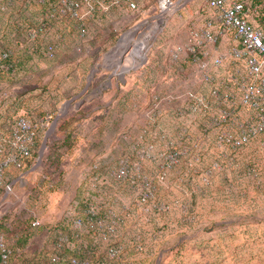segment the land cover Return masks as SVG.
I'll use <instances>...</instances> for the list:
<instances>
[{"label":"rangeland","instance_id":"1","mask_svg":"<svg viewBox=\"0 0 264 264\" xmlns=\"http://www.w3.org/2000/svg\"><path fill=\"white\" fill-rule=\"evenodd\" d=\"M247 1L264 26V0ZM157 2L141 0L136 12L101 13V20L87 24V34L42 35V45L60 43L54 58L31 53L37 45L32 41L12 40L24 65L0 81V118L16 105L18 114L38 124L46 118V123L33 164L28 170H12L0 189V231L12 248L4 264H48L57 235L68 229L67 215L78 211L87 194L97 195L90 180L92 163L104 159L117 166L128 146L145 142L142 122L152 125L148 142L157 139L158 120L167 130L171 126V110L180 100L163 102V115L156 120L148 119V113L157 110L155 94H186L191 87L192 69L179 70L171 50L191 27L203 26L213 15L206 0H191L162 22L139 65L124 70L123 57L104 61L127 31L138 25L140 32L150 31ZM11 36L0 34V44ZM133 46L129 38L124 55ZM28 53L34 56L30 61ZM67 118L68 129L60 130ZM210 139L212 149L186 152L166 180L156 184L155 202L163 209L143 214L131 198L136 213L128 226L130 248L119 264H264V134L237 152L235 160L230 158L234 153L215 146L213 134ZM194 154L201 161L192 166ZM139 233L147 252L138 253L132 245Z\"/></svg>","mask_w":264,"mask_h":264},{"label":"built area","instance_id":"2","mask_svg":"<svg viewBox=\"0 0 264 264\" xmlns=\"http://www.w3.org/2000/svg\"><path fill=\"white\" fill-rule=\"evenodd\" d=\"M190 2L158 0L153 17L158 19L163 15L165 22ZM206 2L213 15L207 16L203 26L191 27L184 40L171 50V60L179 70L192 69L191 87L186 94H155L157 110L148 113V119L156 120L163 115L160 114L163 102L180 100L170 114L176 121L175 133L158 127L156 141L148 142L152 125L147 122L142 138L148 144L135 152L136 157L124 155L107 172L113 181L130 188L143 214L163 209L155 202L156 184L166 180L186 152L212 149L208 142L212 134L218 149L234 153L231 160L264 134V28L253 19L252 8L246 0ZM140 8L141 0H0V34H27L33 43L44 34H87V24L101 20L103 14L116 10L136 12ZM59 45L51 42L44 56L54 58ZM13 55L11 48L0 47V73L16 71L17 64L11 60ZM45 123L46 118L38 124L28 116H20L12 121L10 130L0 128V186H5L7 169L12 165L20 167L23 159L35 150L38 130ZM55 125L54 121L46 136ZM156 142L161 143L162 149L155 150ZM200 161L201 156L194 154L190 165ZM147 165L153 168L148 169ZM214 165L219 162L215 161ZM98 169L97 165L93 167V187L102 177L96 173ZM209 172L204 173L203 180H208ZM135 213L130 202L122 211L109 208L103 213L98 203L89 202L82 212H71L66 217L68 229L59 232L56 247L74 248L73 233L92 254L103 252V256L72 257L67 263L62 253L57 252L51 256L52 264H119L126 255L121 230ZM87 234L91 237L90 243L82 239ZM132 245L138 253L147 252V242L140 233L135 235ZM11 254L5 234L0 233V264L7 263Z\"/></svg>","mask_w":264,"mask_h":264},{"label":"crops","instance_id":"3","mask_svg":"<svg viewBox=\"0 0 264 264\" xmlns=\"http://www.w3.org/2000/svg\"><path fill=\"white\" fill-rule=\"evenodd\" d=\"M19 34H13V36L11 37H7L5 38L3 41V43H9V42H12V40H15L17 41V36ZM143 119V118H142ZM169 119L171 120V126L168 127V130L171 132V133H175V130H174V123L176 122L174 120V117L170 115ZM66 121V123H68V118L67 119H64ZM146 122H142L140 124V130L141 132H143V129H144V126H145ZM158 127L162 128V129H165L164 128V124L161 122V121H158L156 124H155V128L157 129ZM68 129V128H67ZM66 129V130H67ZM142 135V134H141ZM130 138L132 137V135H129ZM148 143L146 142H141L139 144H131V146H128L129 147V152H127V154H130L134 157H136V154L135 152H137L138 150H140L143 146H146ZM109 147L111 146V143H109L108 145ZM154 148L155 150H159V149H162V146H161V143L158 144L157 142L154 144ZM97 165L99 166V169L98 171H96V173L98 175H101L102 177L100 178L99 180V183L96 187H93L92 190L93 191H96L97 192V195H91L90 193L87 194L85 196V198L82 199L83 203H84V207H83V210L85 209V207L87 206V203L89 202H95V203H98L101 208H102V212L105 213L107 209L109 208H113V209H116V210H119V211H122L124 209V206L126 204H128L131 200L133 196L132 194V191L130 190L129 187H127L126 185L124 184H119L118 182L116 181H113L112 178H110L108 175H107V172L115 167V163L113 161H105L104 159H101L99 161H94V163H92V165L90 166L92 170H90L89 172L93 175V173H95V170H93V167ZM147 168L148 169H151L153 168L152 166H149L147 165ZM89 174V173H88ZM92 175L90 177V180L92 178ZM105 178V180H104ZM115 184H117L115 186ZM128 223H131V219H129ZM129 224L122 228L121 230V236H120V239L123 243H125L126 245V255H127V252L129 251L128 249L130 248V244L127 240L128 238V229H129ZM91 239H89L88 241H90ZM87 241V239H86ZM147 251H148V247H147Z\"/></svg>","mask_w":264,"mask_h":264},{"label":"trees","instance_id":"4","mask_svg":"<svg viewBox=\"0 0 264 264\" xmlns=\"http://www.w3.org/2000/svg\"><path fill=\"white\" fill-rule=\"evenodd\" d=\"M247 1V0H246ZM248 2V1H247ZM248 6H250L252 8V4H250L248 2ZM253 13V12H252ZM253 16V19L259 24L261 25L263 28V24H262V21H258L255 17H254V14L252 15ZM25 40H28L27 38V34H19L17 36V41L16 42H20V41H25ZM43 40V36H39L37 41L35 42L37 45H34V49H33V53L35 54H38L40 56H44V50L48 47V45L51 43H46L44 45L40 44V42ZM17 43H14V42H9V43H1L0 44V47L1 48H4V49H9L11 48L13 51H14V55L13 57L11 58V60H13L16 64H17V69L15 72H2L0 73V81L8 76V75H13L14 73L18 72V70L22 67V65H24V63H22V59L20 57H18V53L15 51V46H16ZM58 53V49L56 50V55ZM33 55L28 53V58H27V61H30L31 59H33ZM45 57V56H44ZM56 57V56H55ZM14 109V110H13ZM18 110V106L16 107V105H13L12 108L9 110V111H6V114L3 116L2 119H0V128L4 129L5 131L7 130H10V127H11V123L12 121L15 119V118H18L20 116H27V115H24V114H18V112L16 111ZM68 125H69V122L66 123V121L63 119L61 120V123H60V127L59 129L61 130H66L68 128ZM38 134H37V147L35 148V150L32 152V154L26 158L23 159V162H22V165L20 167H16L14 165L10 166L7 171L5 172V184L8 182V174L10 172H12V170H28L30 168V166L33 164V160L35 158V155L36 153L38 152V149L40 147V143H41V140H42V137L40 136V129L38 130ZM2 188H4V186H0V189L2 190ZM83 201L81 200L80 201V204L78 206V211L82 212L83 210ZM4 227L1 223H0V227ZM0 233H3L2 231H0ZM58 237V235H57ZM57 237H56V240H55V249L54 251L50 254V259H49V263L48 264H52V260H51V256L57 252L59 253H62V255L66 258L67 260V263H69L70 259L72 257H79V258H82V257H85V256H96V255H100V256H103V252H99L100 254H96V253H91L90 252V248H85L84 247V244L82 241H79L77 240L73 233H71V239L76 241V245L74 248H70V247H67L66 245L64 246L63 249L59 250L57 247H56V242H57ZM83 240L87 241L88 243L91 242L88 241L89 239H91L90 235H84L82 237ZM67 253H68V256H67Z\"/></svg>","mask_w":264,"mask_h":264},{"label":"bare ground","instance_id":"5","mask_svg":"<svg viewBox=\"0 0 264 264\" xmlns=\"http://www.w3.org/2000/svg\"><path fill=\"white\" fill-rule=\"evenodd\" d=\"M164 18L165 16L160 15L156 21L151 22L149 25L150 31L140 32V25H138L124 33L117 45L106 54L104 61L110 62L114 60L115 57H123L126 61L124 70L139 65L140 62L147 56V50L151 46L150 40L155 36V33L158 31V29L161 28V23L164 22ZM129 38L134 39V46L130 53L124 55L127 49V41Z\"/></svg>","mask_w":264,"mask_h":264},{"label":"water","instance_id":"6","mask_svg":"<svg viewBox=\"0 0 264 264\" xmlns=\"http://www.w3.org/2000/svg\"><path fill=\"white\" fill-rule=\"evenodd\" d=\"M123 73H124V72H121V74H123ZM67 106H68V102L64 105V108H63V110H62L63 113L66 112V108H67ZM61 115H62V114H59V115L57 116V118L55 119V123L57 122V120L59 119V117H60ZM45 146H46V138H45L44 141H43L42 149H41V151H40V153H39V159H41V157H42V155H43V152H44Z\"/></svg>","mask_w":264,"mask_h":264}]
</instances>
